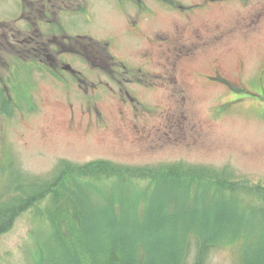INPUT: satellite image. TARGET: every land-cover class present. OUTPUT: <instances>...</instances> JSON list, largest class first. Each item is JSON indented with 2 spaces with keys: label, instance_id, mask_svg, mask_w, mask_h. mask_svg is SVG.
<instances>
[{
  "label": "rangeland",
  "instance_id": "1",
  "mask_svg": "<svg viewBox=\"0 0 264 264\" xmlns=\"http://www.w3.org/2000/svg\"><path fill=\"white\" fill-rule=\"evenodd\" d=\"M140 1L0 0V203L27 187L40 192L30 185L52 181L62 159L183 163L264 183V0H215L192 11L187 6L207 0ZM41 12L49 13L43 17L48 22L37 26ZM35 25L44 34H31ZM51 33L59 57L75 68L83 71L88 61L108 60L110 53L112 61L142 65L146 87L131 84L128 96L111 82L113 89L85 98L68 73L61 80L47 73L42 51L37 58L45 69L31 63L33 47L41 49L38 43ZM77 178L73 185L87 204H108L119 194L129 201L127 195L146 224V203L154 202L153 193L146 202V179ZM157 182L166 202L174 203L170 186ZM229 196L220 206L229 208L230 200L263 204L243 191ZM49 200L27 208L0 233V264H50ZM242 242L218 243L204 264H238Z\"/></svg>",
  "mask_w": 264,
  "mask_h": 264
},
{
  "label": "trees",
  "instance_id": "2",
  "mask_svg": "<svg viewBox=\"0 0 264 264\" xmlns=\"http://www.w3.org/2000/svg\"><path fill=\"white\" fill-rule=\"evenodd\" d=\"M230 175L227 169L183 163L151 167L105 159L81 164L62 159L52 181L30 185L40 192L27 187L13 195V200L0 203V233L11 227L16 216L49 195L46 211L54 219L47 235L50 264H204L213 246L240 239L244 242L236 245L238 264H264V183ZM77 177L120 182L146 179V202L148 194L154 198L153 204L146 203V224L139 223L136 213L141 207L135 209L134 199L127 195L129 201L119 194L108 204H87L73 185ZM159 178L176 194L174 203L166 202L157 189ZM238 191L254 194L263 204L236 205L230 200L229 208L220 206L222 196L230 199ZM121 213L128 218L121 221ZM190 254L193 260L188 262Z\"/></svg>",
  "mask_w": 264,
  "mask_h": 264
},
{
  "label": "flooded vegetation",
  "instance_id": "3",
  "mask_svg": "<svg viewBox=\"0 0 264 264\" xmlns=\"http://www.w3.org/2000/svg\"><path fill=\"white\" fill-rule=\"evenodd\" d=\"M216 1H219V0H216ZM208 2H215V0H207L204 2L192 3L191 5L187 7L191 8L190 11H192L194 8H196L197 10L203 9L205 4ZM224 2H226V0L220 1L221 4H223ZM190 11L187 12V15ZM47 14L49 13H46V12L42 13V18H39L36 22L37 26L38 24L40 25V24L48 22L47 20L43 21V17L45 16L47 17ZM25 21H27L31 25L35 24V23L30 22L29 18H25ZM40 21H42V23H39ZM136 23L137 21L132 22L134 26L137 25ZM37 26L34 28V30L32 29L31 34H33L34 36L37 32H39L37 35L44 34L43 33L44 30L39 29L40 27H37ZM30 37L31 36H29L28 38ZM56 37L57 36L55 35V33L53 34L51 33L50 37H48L46 41H40L38 43L42 45L41 49L40 48L37 49L33 47L32 51H36L35 52L36 54H33L34 60H32L31 63L33 65H36L40 69L42 68L45 69L41 65L42 64L41 59L37 58L38 51H42L43 52L42 55L46 57V61H47V67H46L47 73L50 76L55 77V79H59V80H61L64 73H68L70 75L68 76L72 80L71 83L76 84L77 91L80 92L81 95L85 96V98L87 97L93 98L92 97L93 95L99 96L97 94H100L102 90L106 89L108 91L110 89H113L110 85L111 82H114L115 84L118 85L117 89L120 88L118 92H121L122 94L128 95V96H130L133 93L131 89L129 88V85L135 83V84H139L142 87H146V81L144 79L146 71L143 70L142 65H140L138 62H134V63L128 62L127 63L120 59H118V61L117 60L112 61V55L110 53H107L108 55H110L108 60H100L98 62L88 61L90 65L82 66L84 67V70L82 71L81 69L75 68L69 62H66L65 59H61L59 57L58 53L60 51V43L59 41H57ZM69 50L71 52H75V50L71 47H69ZM17 51H20V49H18ZM99 70L105 74L106 81L102 79L99 73ZM219 71H220L219 67H216L214 69L215 73H219ZM210 77L214 79L215 81L222 80V78H219L216 75H211ZM65 84H67V78L65 79ZM80 84L82 86L85 84L84 85L85 88H83V90H80L78 88V85ZM103 86L104 88H102Z\"/></svg>",
  "mask_w": 264,
  "mask_h": 264
}]
</instances>
